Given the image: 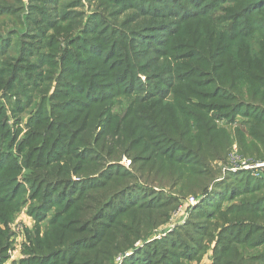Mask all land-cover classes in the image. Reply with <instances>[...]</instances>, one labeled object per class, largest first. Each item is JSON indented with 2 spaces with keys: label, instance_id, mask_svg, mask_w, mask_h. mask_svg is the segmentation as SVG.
I'll list each match as a JSON object with an SVG mask.
<instances>
[{
  "label": "rangeland",
  "instance_id": "374dc122",
  "mask_svg": "<svg viewBox=\"0 0 264 264\" xmlns=\"http://www.w3.org/2000/svg\"><path fill=\"white\" fill-rule=\"evenodd\" d=\"M177 1L181 0H0V133H5L9 145V149L0 145V264H26L32 240L38 234L44 236L59 217L76 223L66 238L82 234L90 242L91 247L81 252L83 258L80 255L89 264H215L221 229L211 228L209 221L197 215L207 205L204 191L210 193L216 184L231 178L235 185L241 184L234 178L237 174L264 182V142L247 124L254 118L241 112L234 115L233 99L193 97V101L212 104L215 111L207 110L208 117L226 129L229 140H223L218 154L207 143L209 133L197 136L184 131L187 117L182 111L168 112V124L175 126L177 139H165L157 132L166 122L154 96L163 99L170 82L169 77L162 80L167 74L160 68L165 60L162 50L181 26L172 14L198 13L202 3L183 2L186 10L182 12L175 7ZM239 3H208L201 12L212 11L204 15L202 24L209 28L215 20L219 30L225 31L230 23L226 16ZM263 5L264 0L255 7ZM131 36L141 42L148 38L152 48L160 51L150 53L145 43L136 48L137 56L129 61L133 75H128L130 71L119 75L125 90L117 95L116 88L102 78L103 67L108 68L111 58L119 60L122 44L127 46ZM189 41L206 49L210 44L204 36ZM212 62L216 61L208 58L205 65V61L196 64L210 72ZM137 64H144L139 74L133 69ZM160 70L162 76L155 74L150 81V74ZM154 114L162 124L148 121ZM137 130L140 141L130 142ZM241 132L254 137L242 145ZM152 138L159 139L156 146ZM155 147L172 156L190 147L193 151L184 156L195 155L183 163L168 156L149 160ZM158 162L168 167V173L165 168L156 172ZM108 168L124 180L118 185L139 184L146 190L140 191L144 206L118 216L110 207L103 224L98 223L97 213L108 198L105 204L118 200L114 198L117 188L105 190L96 184L77 192L80 182L99 178ZM258 194H264V184L223 199L221 211L237 209L235 204ZM72 201V211L61 216L59 210ZM112 218H117L112 222L116 224L109 228ZM98 230L103 240L93 249ZM65 231L59 229V233ZM263 252L264 244L255 243L244 251V259L264 264L263 259L257 261ZM239 264H247L246 259Z\"/></svg>",
  "mask_w": 264,
  "mask_h": 264
},
{
  "label": "trees",
  "instance_id": "16d2710c",
  "mask_svg": "<svg viewBox=\"0 0 264 264\" xmlns=\"http://www.w3.org/2000/svg\"><path fill=\"white\" fill-rule=\"evenodd\" d=\"M194 1L195 3L202 1L198 13L183 16L181 13L178 15L172 14V17L176 18V20H180L181 26L174 34H171L165 49L162 50L165 60L160 62V68L165 70L167 74L162 76L160 73L163 70L155 71L150 74V81L155 74H160L164 81L166 79L165 77H169L170 79V82L167 84L168 88H166L168 90L165 92L163 99L160 98L159 94L154 96L156 102H158L157 105L162 107L161 109L165 113V117L162 118V120L166 123L162 124L158 120L159 117L155 114L147 119L153 123L162 124L160 130H157V132H160L163 138L175 140L177 138L173 136L176 134V128L170 125V123L168 124V112L172 115H176L179 111H182L187 117V120L182 124L184 131L189 135L197 136L200 132H204V135L209 133V141L207 143L218 154V149L223 147V140L225 142L229 140V136L225 133L226 129L224 130L218 125H215V118L208 117L209 112H207V110L211 109L215 111V109L210 108L212 104L202 102L201 100L193 101V97L198 96L213 100L233 99L234 102L231 101V103L235 104H231L230 108L234 115L241 112L244 113L247 118H254L255 122L252 120L250 122L249 119L247 124L253 131H258L257 136L259 140L264 142V5L262 7H255L256 3L262 0H239L241 3L235 4L234 8H230L229 14L226 16L230 17V23L227 25L225 31L219 30V26L215 23V20L213 23L214 25L212 24L209 28H206L202 24L204 19H206L204 15L212 10L201 11L205 10L204 7L208 3L211 4L215 0ZM183 2H190L195 6L192 0L177 1V6L175 7H180L182 12L186 10L185 4H182ZM199 18L200 20L195 22L196 19ZM202 36H204V41L210 43L207 49L202 45L198 47L196 42L193 43L189 41V38L198 40ZM186 39H188V41H185ZM128 41H130V43H128L127 46L122 44L123 49L118 58L119 60H117V62H112L115 58H111V60L106 63L108 68L106 66L103 67L105 71L102 78L107 80L105 83H109L110 88H116L115 93L117 95L124 93L125 90H122V87L119 85V75L123 76L126 71H130L128 73L129 76L133 75L129 61L131 56H137L136 48H140L139 45L145 43L144 45L147 47L146 49H149L150 53L160 51L159 49L152 48L153 46L149 44L150 40L148 38H145V40L141 42L142 40L138 41L131 36ZM6 46L7 43H5L2 49H5ZM194 50L197 52L195 53ZM181 54H184V56L178 57ZM154 55L156 54L154 53ZM208 58H212L216 61L215 63L212 62L213 64L210 72H208L206 68L196 64V61H205L203 64L205 65ZM58 60H62V57L58 58ZM143 68L144 64L133 66V69L138 71L136 72L138 74L142 72L141 69ZM213 71L216 72V75H214ZM153 80L159 82L160 78H155ZM198 104L203 105L204 108H201ZM253 109H256V111L252 112ZM173 112L176 113L173 114ZM260 125L261 129L258 130L257 127L259 128ZM114 130L115 129H111L112 133ZM139 130H137V135L130 138V142L135 141L138 143L140 141L138 140L140 137ZM149 130L150 129H148V131ZM107 131L108 128L105 130V133ZM249 135L250 136H246L244 132L240 133L242 145H246L249 141L248 139L254 137L252 133ZM0 137V145H2L4 149H9V145L4 139L5 133L1 132ZM150 141L156 146L159 139L152 138ZM182 149L185 150V152L178 154V156H172L169 152H161L156 148L152 150L150 158H147L153 160V158L157 156L158 160L160 157L168 156V158L171 157L176 159V162L183 163L185 160H189L188 157L195 155V153H190L185 157L184 155L188 151L193 150L190 147H183ZM155 167L157 173H159L160 169L164 168L168 173V167L162 162H158ZM111 171L115 170L108 168L106 172L99 175V178H92L79 183L81 188L77 193L86 188L95 187L96 184H101L100 187L105 190L117 188L114 192V195L116 194L114 198H118V200L109 202L108 204L105 203H107L110 198L104 201L103 206L99 208L100 211L97 213L98 223H105L103 219L110 213L107 210L110 207L114 208L113 213L117 212L118 216L119 213L122 215L124 211H137V207L144 206V201H141L142 196H140V191L145 188L142 189V186L139 184L131 187L127 186L130 188L118 185L119 183H123L124 180L117 178L118 174L115 175V178L111 174ZM234 176L232 177L241 180V184L235 185V183H232L233 179L231 178V181L216 184L210 193L208 190H205L204 192H206V194L208 193V206H202V208L197 210V215L202 217V221H209L211 228L221 229L216 246L215 264H239L245 261V259L246 263L249 264L253 259H244V251L251 245H255V243L264 244V194L251 195L249 198L243 199L238 204H235L237 205V209L232 208L228 209L226 212L221 211L223 199L226 200L243 193L251 192L259 189L261 185L264 184L261 180H254L251 176H247L246 173ZM129 192L134 195H130ZM67 197L69 196L66 195L65 199ZM124 199L129 200L121 202ZM169 199L173 200L171 197H169ZM72 203L73 201L67 204L65 210H59L61 216H63L62 214L72 211V209H70ZM151 208V206H148L147 210L152 211ZM146 217L150 218L148 215H146ZM71 220L73 219H63L59 217L53 222L51 229L48 230L44 236L38 234L37 237L32 240L33 245L30 249L32 255L26 264H89L90 260L88 258L87 260L81 259L83 258L81 252L91 247L88 239L84 238L82 234L80 236L72 235L70 238H66L69 235L68 233L73 232V230L76 229L75 227H77L74 226L76 224L75 222L69 224ZM110 220L112 223L116 221L117 218H112ZM136 220L138 222V218ZM213 221L216 222L213 223ZM198 222L202 223L201 221ZM115 224L116 223H112L109 228L113 227ZM56 228H58L57 234L51 235ZM59 229H66V231L64 233H59ZM94 239L97 241V244L92 245L93 249L97 248L103 240L99 230L98 233L95 232ZM42 245H44V247ZM42 248H46V250H42ZM74 251L76 252L72 253ZM80 255L82 256L81 258ZM74 257L76 258L73 259ZM261 257L262 258H257V261L261 259L264 260V252ZM98 261L99 260H97V262ZM93 264L96 263L93 262Z\"/></svg>",
  "mask_w": 264,
  "mask_h": 264
}]
</instances>
